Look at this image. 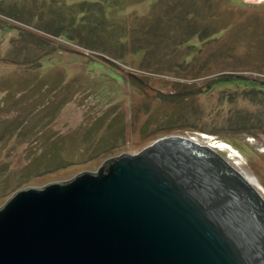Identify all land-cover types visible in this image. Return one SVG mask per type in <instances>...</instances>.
Segmentation results:
<instances>
[{
  "label": "rangeland",
  "instance_id": "rangeland-1",
  "mask_svg": "<svg viewBox=\"0 0 264 264\" xmlns=\"http://www.w3.org/2000/svg\"><path fill=\"white\" fill-rule=\"evenodd\" d=\"M143 1L114 18L0 0V207L164 138L208 148L264 203V0Z\"/></svg>",
  "mask_w": 264,
  "mask_h": 264
},
{
  "label": "water",
  "instance_id": "water-1",
  "mask_svg": "<svg viewBox=\"0 0 264 264\" xmlns=\"http://www.w3.org/2000/svg\"><path fill=\"white\" fill-rule=\"evenodd\" d=\"M0 264H264V203L208 148L164 138L17 190L0 207Z\"/></svg>",
  "mask_w": 264,
  "mask_h": 264
},
{
  "label": "trees",
  "instance_id": "trees-1",
  "mask_svg": "<svg viewBox=\"0 0 264 264\" xmlns=\"http://www.w3.org/2000/svg\"><path fill=\"white\" fill-rule=\"evenodd\" d=\"M78 1H81V0H78ZM89 1H91V2H89ZM141 1L142 0H136V2L135 1H130V0H115V1L111 2L110 0H82V2H80V3H81V5L83 3V8L80 7V9L84 11L86 8L95 5L97 9L96 8L94 9V14H96V12H102V10H103V14L104 15H105V13L107 14L109 12V13H112L115 16L114 18H116V16H118L119 14H121V15L124 14V16L129 18L130 14L127 13L129 8H132V7L134 8L138 3H141ZM144 1H147V0H144ZM101 4H103V5H101ZM84 6H88V7H84ZM79 15H83V13L81 12V14H79ZM134 22L136 24L132 23L135 26H133V27L131 26L132 28H130L131 29L130 32L137 31V33H139V31H138L139 26L142 27L141 23H143V27H145V28H142L144 30H142L143 32H141V34L144 35V36L145 35H150L149 34V33H151V31H149L150 30L149 28L151 26L150 23L147 25L146 22L145 23L141 22V18H135ZM125 27L127 28V26H125ZM127 30H129V29L127 28ZM152 36H156V32H152ZM32 37H34V36H32ZM160 38H162V35L157 33V40H160ZM135 50H137V51L144 50L145 52L147 51V49H145V48H136ZM229 78H232V77H229ZM228 81L229 80H226L225 82H228Z\"/></svg>",
  "mask_w": 264,
  "mask_h": 264
},
{
  "label": "bare ground",
  "instance_id": "bare-ground-1",
  "mask_svg": "<svg viewBox=\"0 0 264 264\" xmlns=\"http://www.w3.org/2000/svg\"><path fill=\"white\" fill-rule=\"evenodd\" d=\"M250 179H252L251 177H249ZM254 180V179H253Z\"/></svg>",
  "mask_w": 264,
  "mask_h": 264
}]
</instances>
